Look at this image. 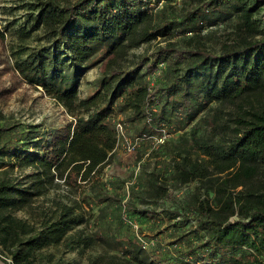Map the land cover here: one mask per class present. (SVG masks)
Wrapping results in <instances>:
<instances>
[{"label": "trees", "instance_id": "1", "mask_svg": "<svg viewBox=\"0 0 264 264\" xmlns=\"http://www.w3.org/2000/svg\"><path fill=\"white\" fill-rule=\"evenodd\" d=\"M24 7L0 32L12 69L71 120L50 134L0 111V261L60 245L90 264H264V0ZM128 140L137 169L105 176Z\"/></svg>", "mask_w": 264, "mask_h": 264}, {"label": "rangeland", "instance_id": "2", "mask_svg": "<svg viewBox=\"0 0 264 264\" xmlns=\"http://www.w3.org/2000/svg\"><path fill=\"white\" fill-rule=\"evenodd\" d=\"M30 2L31 0H0V32H2L5 25L8 26L12 24V20L23 15L26 11V7L24 6ZM9 9H11L12 12ZM12 27H10V29ZM9 41L8 34L5 35L4 39H2L0 35V111L24 123L34 125L40 123L50 134H57V132L63 131L66 122L70 121L71 117L53 98L46 96L40 88L32 87L27 84L14 73L9 56ZM143 50L144 48H141L136 52L141 53ZM99 69L100 63L82 71L78 75L80 82L78 94L81 98L87 95L91 83L97 78ZM122 133L123 131L121 130L119 134ZM173 135L174 134H167L164 132L163 136L158 139L157 142L155 139V142L161 143V140L172 137ZM138 142L139 141L132 142V140H128L126 146L122 144L123 146L117 149L118 158H115L103 168L105 176L128 177L132 168L137 169L134 152L135 148L138 146ZM132 145H134V148L128 151V147ZM29 171V169L26 170V172ZM26 172H17V174L20 175ZM191 187L194 186L191 185ZM185 189V187H182L179 191L177 190L178 194ZM51 200L52 193L47 195L46 198L37 199L36 204L49 206ZM16 214L19 217L25 215L22 211ZM134 228L138 229L136 226ZM34 255L33 264H90L88 254L81 255L76 252H67L63 246L60 245L42 248Z\"/></svg>", "mask_w": 264, "mask_h": 264}, {"label": "built area", "instance_id": "3", "mask_svg": "<svg viewBox=\"0 0 264 264\" xmlns=\"http://www.w3.org/2000/svg\"><path fill=\"white\" fill-rule=\"evenodd\" d=\"M149 118H150V117H148V119H149ZM148 119H147V120H148ZM116 125H117V127H118L119 132H121V130H122L121 124L117 123ZM160 142H163V140H161ZM133 148H134V145L129 146V147H128V151H131Z\"/></svg>", "mask_w": 264, "mask_h": 264}, {"label": "water", "instance_id": "4", "mask_svg": "<svg viewBox=\"0 0 264 264\" xmlns=\"http://www.w3.org/2000/svg\"><path fill=\"white\" fill-rule=\"evenodd\" d=\"M263 15H264V13H263ZM263 20H264V17H263ZM0 264H4V263H2V262L0 261Z\"/></svg>", "mask_w": 264, "mask_h": 264}]
</instances>
